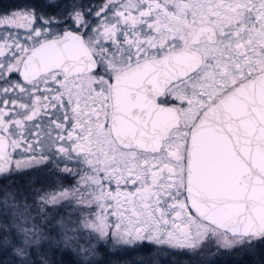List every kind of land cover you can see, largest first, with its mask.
I'll return each instance as SVG.
<instances>
[{
  "label": "snow or ice",
  "instance_id": "obj_1",
  "mask_svg": "<svg viewBox=\"0 0 264 264\" xmlns=\"http://www.w3.org/2000/svg\"><path fill=\"white\" fill-rule=\"evenodd\" d=\"M41 169L52 186L0 187V264H36L44 243L73 264L141 249L264 264V0L0 11V178Z\"/></svg>",
  "mask_w": 264,
  "mask_h": 264
},
{
  "label": "trees",
  "instance_id": "obj_2",
  "mask_svg": "<svg viewBox=\"0 0 264 264\" xmlns=\"http://www.w3.org/2000/svg\"><path fill=\"white\" fill-rule=\"evenodd\" d=\"M20 0H0V11H5L10 7L17 6ZM52 252L48 255V259L51 264H73L76 257L70 252H64L57 250L56 248L51 250ZM104 250H102L103 252ZM149 253L147 249H141L139 251L126 250L117 252L115 255L104 253L102 256V264L120 263L121 261L136 264L140 259H143L144 264H149L148 261ZM186 258L179 254H168L167 258L162 261V264H179L182 259ZM212 264H261L260 257H245L243 260L240 259V253L232 255H217L214 258L209 259ZM39 264V261H35ZM183 264V263H181Z\"/></svg>",
  "mask_w": 264,
  "mask_h": 264
},
{
  "label": "rangeland",
  "instance_id": "obj_3",
  "mask_svg": "<svg viewBox=\"0 0 264 264\" xmlns=\"http://www.w3.org/2000/svg\"><path fill=\"white\" fill-rule=\"evenodd\" d=\"M14 8L10 7L9 9ZM9 9L5 10L8 11ZM53 175L49 172L48 169H41L38 171L31 172L26 175H17L13 176L8 180H5L3 178H0V187H3L5 185L11 184L13 188H16L18 191L24 192L25 194L30 193L32 188L36 187H49L53 184ZM65 186H68L70 183H72L71 180H64L63 181ZM29 202H31V199H29ZM64 211L62 210L60 215L64 214ZM4 220L3 217H0V225H3ZM55 247L51 244L44 243L43 246L39 249V255L37 254V251L34 250L32 253V260L33 261H40L41 257L47 258L48 255L52 252L51 250ZM173 254H179L181 256H185L186 258L182 259L180 261L183 264H208L209 259L214 258L217 255H232L235 253H228L225 251H221L218 254H208V253H201L200 256L204 257L203 260L200 259V257H193L188 255H182L180 253H173ZM172 255V253H171ZM0 259H8L12 260L11 253L9 251H6L2 248H0ZM48 259V258H47ZM179 263V264H181ZM13 264H18L17 261H13ZM111 264H129L126 262L121 261L120 263H111Z\"/></svg>",
  "mask_w": 264,
  "mask_h": 264
},
{
  "label": "flooded vegetation",
  "instance_id": "obj_4",
  "mask_svg": "<svg viewBox=\"0 0 264 264\" xmlns=\"http://www.w3.org/2000/svg\"><path fill=\"white\" fill-rule=\"evenodd\" d=\"M15 7V6H14Z\"/></svg>",
  "mask_w": 264,
  "mask_h": 264
}]
</instances>
